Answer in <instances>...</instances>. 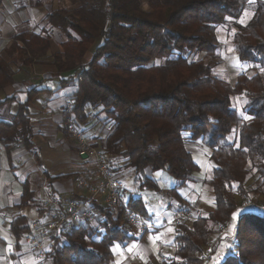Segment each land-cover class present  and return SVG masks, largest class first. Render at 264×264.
I'll use <instances>...</instances> for the list:
<instances>
[{
    "label": "trees",
    "instance_id": "1",
    "mask_svg": "<svg viewBox=\"0 0 264 264\" xmlns=\"http://www.w3.org/2000/svg\"><path fill=\"white\" fill-rule=\"evenodd\" d=\"M248 1L69 0L71 8H52L45 16L46 24L63 36L50 63L64 76L62 85L76 82L67 110L70 122H85L100 108L108 132L97 149L114 178L111 163L118 161L135 172L140 189L158 190L144 170H162L175 179L168 192L176 194L199 170L187 143L200 140L210 150L213 168L206 182L213 208L195 215L190 225H175L173 253L161 264H207L224 245L219 237L211 241L238 213V199L255 193L264 205V0L254 1L250 21L240 25L237 19ZM219 25L231 32L239 59L258 65L255 74L240 73L231 84L214 75L210 59L189 57L193 50L212 60L219 56ZM13 39L19 43V67L31 68L48 58L50 34L29 29ZM14 79L0 57V90ZM37 92L28 91L10 121L0 120V142L7 150L16 141L34 150L28 104ZM232 96L243 97L242 113L232 106ZM9 99L0 101V108ZM22 198V204L35 203L27 184ZM125 207L149 221L139 197L115 205L91 201L94 223L86 217L78 224L71 221L52 236L50 264L109 263L115 242L135 238L122 218ZM9 231L20 247L29 222L18 214ZM227 250L215 264H264V212L237 214Z\"/></svg>",
    "mask_w": 264,
    "mask_h": 264
},
{
    "label": "crops",
    "instance_id": "2",
    "mask_svg": "<svg viewBox=\"0 0 264 264\" xmlns=\"http://www.w3.org/2000/svg\"><path fill=\"white\" fill-rule=\"evenodd\" d=\"M53 3L54 0H0V57L15 76L14 82L0 90V101L12 97L0 108V120L10 121L17 112L18 105L26 101L28 91H38L28 104L34 150L28 151L19 141L12 143L7 150L6 145L0 142V264H38L24 243L20 247L16 246L15 237L9 231V223L15 216L19 214L30 222L66 212L67 202L70 200L68 198H74L71 202L90 198L88 196L92 194V186L98 181L95 160L78 147L70 136L71 115L67 114V110L76 89V82L62 85L60 78L64 76L50 63L49 56L61 50L60 44L63 41V36L45 22L47 12L51 10L48 8ZM29 29L35 33L50 34V49L48 58L31 68H24L19 67L16 57L19 43L13 37ZM49 82L52 84H48ZM100 114V108H96L85 122L74 125L90 145L98 146L96 148H99L108 132V126L103 121L104 115L101 118ZM188 147L194 155L195 150ZM83 153L86 155L82 156ZM111 166L114 169L113 175L123 184L119 192L121 202L126 203L130 198L139 197L153 228L139 232L126 225L135 238L125 243L115 242L113 257L107 264H161L169 255L165 251L169 250L171 244L173 246L176 225L173 223L174 215L181 213L179 208H185L191 202L198 203L199 194L196 190L192 193L189 191L190 182L176 194H170V188L161 183L165 181V177L159 171L152 172L148 168L144 170V174L152 178L159 188L140 189L137 175L132 169L120 167L118 161L111 163ZM200 173L204 172L201 170ZM197 174L196 172L194 176ZM25 184L33 192V204H22ZM206 188L211 193L207 182ZM166 196H170L171 200ZM94 200L96 204H104L102 195H97ZM165 207L172 212L170 221L165 217ZM158 209L161 213L156 215ZM85 216L91 219V215H85L84 210H81L73 222H83ZM156 216L161 218L156 220ZM236 216L234 218L232 215L234 222ZM9 245L11 251L8 250ZM134 245L137 247H133Z\"/></svg>",
    "mask_w": 264,
    "mask_h": 264
},
{
    "label": "rangeland",
    "instance_id": "3",
    "mask_svg": "<svg viewBox=\"0 0 264 264\" xmlns=\"http://www.w3.org/2000/svg\"><path fill=\"white\" fill-rule=\"evenodd\" d=\"M254 1L255 0H252L251 3L248 1V5L240 14L239 18L237 19V23H239L240 25H245L250 21L252 15H253ZM56 7H58V8L70 7L71 8L72 5H71V3H69L68 0H54L53 5L51 7H49L48 9H52V8H56ZM241 21H243V23H241ZM217 37L221 43V49L219 51L218 57H215L212 60L205 53L198 52L197 50L190 51L192 53L189 55V57L191 59H194V60H199V59L209 60L210 59L209 61L213 65L212 72L214 73V75L223 79V80L228 81L231 84H233L237 75L240 73H243L248 77L255 74V72L259 69L257 64H253L252 62H248V61H242L239 59V57L237 56L236 53L232 52V50H231L232 35H231V32L228 31V29L226 28L225 25H219L217 27ZM217 55H218V51H217ZM48 84H52V83L49 82ZM231 100H232V104H233L232 106L237 108L238 111L242 113L244 103H245L243 97L232 96ZM242 105H243V107H242ZM101 116H102V113L100 114V117ZM75 129H76V127H75ZM80 134L82 135V133H80ZM228 138L231 141H232V139L234 140L235 139L234 132L231 131L228 134ZM187 145L192 147L195 150L196 154L194 153L193 156H194L195 162L199 166V170L197 171V173L199 175L197 174L196 177L194 176L193 181H191L192 183L190 182L189 191H191V193H192V191L194 192V190H196L197 193L199 194V198H197L198 203L191 202V204H188V206L185 208H183V207L179 208L178 207L179 211L181 213L180 214L177 213L174 215V220H173L174 222L173 223L177 224L180 221H185L188 225H190L193 218L195 217L196 213L197 214L206 213V211L213 208V199H212L211 193H210V191L209 192L206 191L207 190L206 180L211 175L213 163H212L210 156H209L210 150L206 146H204L200 140H196L195 142H188ZM95 149L99 153H101L99 149H97V148H95ZM99 155L102 156L103 159L105 160L106 166L108 169V165H109L108 161L105 159V157L102 155V153ZM201 170L204 173H200ZM159 173L165 177V181L164 182L161 181V183H164L165 187H168V189L172 188V186L175 184V179L162 170H160ZM157 175L158 174L156 173V176ZM253 184H256V183L254 182ZM201 187H202V191H200ZM252 187H254V186H252ZM88 197H90V195ZM166 197L169 199L171 198L170 196H166ZM256 197H257V195L255 193H252L246 199H243V200L238 199L237 212L241 213L243 211H250L252 209H256L259 212H264V205L261 202H258L256 200ZM167 198H165V200ZM167 209H168L167 207H165V209H164L165 217H166V219H169V221H170L171 217H172V215H171L172 212H170V210L167 211ZM155 213L157 215V213H161V210L158 209L157 212H155ZM85 217L87 218L88 216H85ZM160 218H161V216L155 217L156 220H159ZM89 221L94 223L92 218ZM234 228H235V222L232 220V221H230V223L226 227L219 230L218 235L215 234L213 236V240L211 242H213L216 237H219V238L223 239L222 242H224V245H221L218 248L217 253L211 254L210 259L206 261V262H208L207 264H215L218 260H220L221 258H223L227 254L228 245L230 244V242L232 241V238H233ZM227 234H232V237L227 236ZM173 235H174V233H173ZM168 249L169 250H166L165 253H167L171 256L173 253L172 244L168 247ZM206 253L207 254L209 253V247L206 248ZM169 255H168V257H169Z\"/></svg>",
    "mask_w": 264,
    "mask_h": 264
},
{
    "label": "built area",
    "instance_id": "4",
    "mask_svg": "<svg viewBox=\"0 0 264 264\" xmlns=\"http://www.w3.org/2000/svg\"><path fill=\"white\" fill-rule=\"evenodd\" d=\"M69 105V104H67ZM70 136L74 139L78 147L84 149L96 162V173L98 181L92 186V194L89 199L95 202L97 195L103 196V201L108 205H115L121 202L119 192L123 187L119 179L114 178L108 171L105 160L99 152L75 129L70 122ZM90 201V202H91ZM90 202L76 201L67 202L66 212H59L42 220H31L29 231L23 238L24 245L33 255L38 264H49V253L54 246L52 236H58L63 228H66L71 221L79 216L81 210L85 215H91ZM86 206V207H85ZM122 218L124 223L131 229L139 232H146L153 228L150 221L142 217L137 211L125 207ZM48 242V244H46Z\"/></svg>",
    "mask_w": 264,
    "mask_h": 264
},
{
    "label": "snow or ice",
    "instance_id": "5",
    "mask_svg": "<svg viewBox=\"0 0 264 264\" xmlns=\"http://www.w3.org/2000/svg\"><path fill=\"white\" fill-rule=\"evenodd\" d=\"M249 2L251 3L252 0H249ZM241 23H243V21H241ZM262 72H264V68L261 69ZM245 119H250V117H245ZM236 216V213L233 214V217L235 218ZM169 231H173V229H169ZM150 239H154L153 237H150ZM117 248L119 247V245L116 246ZM133 247H137V246H133ZM9 251H11V245H9V248H8ZM129 251H131V248L129 249ZM141 259H143V256H141Z\"/></svg>",
    "mask_w": 264,
    "mask_h": 264
},
{
    "label": "water",
    "instance_id": "6",
    "mask_svg": "<svg viewBox=\"0 0 264 264\" xmlns=\"http://www.w3.org/2000/svg\"><path fill=\"white\" fill-rule=\"evenodd\" d=\"M82 156H85L86 155V153H83V154H81Z\"/></svg>",
    "mask_w": 264,
    "mask_h": 264
}]
</instances>
